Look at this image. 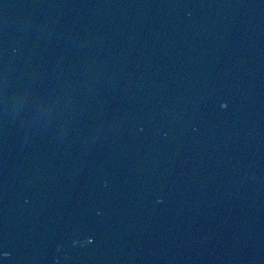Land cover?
Segmentation results:
<instances>
[{
    "label": "water",
    "instance_id": "water-1",
    "mask_svg": "<svg viewBox=\"0 0 264 264\" xmlns=\"http://www.w3.org/2000/svg\"><path fill=\"white\" fill-rule=\"evenodd\" d=\"M0 264H264V0H0Z\"/></svg>",
    "mask_w": 264,
    "mask_h": 264
}]
</instances>
